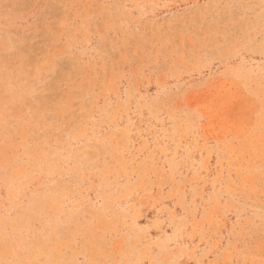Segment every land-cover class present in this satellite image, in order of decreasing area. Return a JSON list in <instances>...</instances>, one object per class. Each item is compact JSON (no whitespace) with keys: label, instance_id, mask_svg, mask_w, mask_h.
Listing matches in <instances>:
<instances>
[{"label":"rangeland","instance_id":"1","mask_svg":"<svg viewBox=\"0 0 264 264\" xmlns=\"http://www.w3.org/2000/svg\"><path fill=\"white\" fill-rule=\"evenodd\" d=\"M0 264H264V0H0Z\"/></svg>","mask_w":264,"mask_h":264}]
</instances>
